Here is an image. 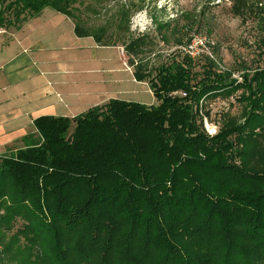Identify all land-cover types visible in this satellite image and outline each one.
Instances as JSON below:
<instances>
[{"label": "trees", "instance_id": "16d2710c", "mask_svg": "<svg viewBox=\"0 0 264 264\" xmlns=\"http://www.w3.org/2000/svg\"><path fill=\"white\" fill-rule=\"evenodd\" d=\"M111 1L0 0V28L51 7L78 36L123 47L157 99L39 116L37 138L0 155V264H264V67L238 78L181 49L151 65L152 37L130 29L143 5L86 15ZM237 91L243 120L220 113L210 134L206 101Z\"/></svg>", "mask_w": 264, "mask_h": 264}, {"label": "crops", "instance_id": "0c3cea01", "mask_svg": "<svg viewBox=\"0 0 264 264\" xmlns=\"http://www.w3.org/2000/svg\"><path fill=\"white\" fill-rule=\"evenodd\" d=\"M2 34L7 37L0 40V155L25 147L30 135L37 138L39 116L74 117L116 98L115 49L126 65L121 47L78 36L65 13L46 7Z\"/></svg>", "mask_w": 264, "mask_h": 264}, {"label": "rangeland", "instance_id": "374dc122", "mask_svg": "<svg viewBox=\"0 0 264 264\" xmlns=\"http://www.w3.org/2000/svg\"><path fill=\"white\" fill-rule=\"evenodd\" d=\"M118 2L143 5L132 15L130 29L136 36L147 33L152 37L143 56L151 65L167 60L175 51H183L189 40L201 37L205 45L199 48L201 54L195 57L200 58V64L204 63L202 56L208 55L219 70H232L233 76L238 78L244 67H264V0H113L87 9L86 15L92 23L105 24ZM14 28H0V32ZM6 37L2 34L0 40ZM118 50L115 49V97L156 104L157 99L149 84L133 79V72L125 68L129 62L123 47L121 53L125 57V67ZM240 94L241 91H237L227 98L206 101L207 108L211 109L210 130L215 126L218 128L219 116L223 112L243 120L241 115L245 104L239 99ZM18 225H21L20 221Z\"/></svg>", "mask_w": 264, "mask_h": 264}, {"label": "built area", "instance_id": "2783aa9c", "mask_svg": "<svg viewBox=\"0 0 264 264\" xmlns=\"http://www.w3.org/2000/svg\"><path fill=\"white\" fill-rule=\"evenodd\" d=\"M205 45V41L203 40V38L201 37H194L193 39L189 40L185 46L183 47V52L185 54H188L189 56H191L192 58L197 57L198 55L201 54V52L199 51V48H201L202 46L204 47ZM183 95H186V93H182ZM205 127L206 130L210 133V134H214L217 131L216 126L214 127L213 130H210L209 124H208V120L205 119ZM3 256V247L0 243V258Z\"/></svg>", "mask_w": 264, "mask_h": 264}]
</instances>
